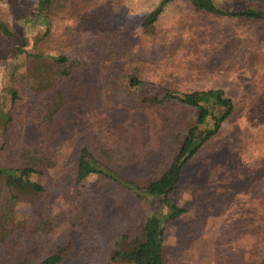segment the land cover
<instances>
[{
  "label": "trees",
  "instance_id": "trees-1",
  "mask_svg": "<svg viewBox=\"0 0 264 264\" xmlns=\"http://www.w3.org/2000/svg\"><path fill=\"white\" fill-rule=\"evenodd\" d=\"M119 1L38 0L32 18H44L46 27L32 41L0 13V39L21 40V60L13 64L9 95L0 106V177L5 179L0 188V264H65L75 252L79 264H172L167 230L188 212L172 194L187 164L222 133L238 105L222 87L192 89L153 81L150 59L133 50L138 38L107 25ZM175 1L163 0L142 27L155 25ZM246 1L255 7L231 10L217 0H189L187 6L196 14L229 19L262 38L264 0ZM86 24L95 26L83 34ZM91 60L116 67L111 81L118 100L134 102L132 108L117 105L112 141L99 134L87 143L64 131L67 104L83 88L79 75ZM260 83L264 96V73ZM155 108L165 114H150ZM74 143H80L79 150L69 162ZM68 175L76 186L97 177L93 206L82 205L78 188L64 181ZM55 178L61 200L48 191ZM249 191L250 215L262 222L256 236L264 239V182H250L245 196ZM123 199L153 208L138 222L128 219V207H121L112 220L117 217L113 243L84 250L82 242L96 239L111 201L119 208ZM19 202L27 208L17 209ZM259 254L264 257L263 247ZM260 259L250 250L223 256L220 264H262Z\"/></svg>",
  "mask_w": 264,
  "mask_h": 264
},
{
  "label": "rangeland",
  "instance_id": "rangeland-1",
  "mask_svg": "<svg viewBox=\"0 0 264 264\" xmlns=\"http://www.w3.org/2000/svg\"><path fill=\"white\" fill-rule=\"evenodd\" d=\"M162 1L120 0L107 25L138 38L133 50L150 59L153 81L170 80V83L192 89L222 87L235 97L238 105L236 116L222 133L187 164L183 181L172 194L188 212L171 223L167 230L169 260L172 264H220L223 256L247 255L250 250L260 259L264 239L256 235L262 222L250 215L252 190L246 196L244 191L250 182H264V96L260 83L261 73H264V37L257 38L229 19L196 14L188 8L189 0H177L166 6L155 25L142 27ZM217 2L231 10L255 7V3L246 0ZM37 3L38 0H0L2 16L20 36L30 41L46 27L44 18H32ZM94 26L86 24L83 34L91 32ZM19 44L20 39H0V106L9 95L13 64L21 60ZM30 47L31 44L27 46ZM115 68L91 60L81 70L79 76L84 85L67 104L66 133L81 137L87 143H92L93 135L99 134L112 141L118 123L117 105L134 106L133 101L122 103L118 100L111 81ZM163 111L155 108L149 112L157 117L164 115ZM79 146L80 143H74V151L68 155L69 162L77 156L75 150H79ZM96 178L91 176L77 186L71 175L64 181L78 188L83 206L91 207L94 205L91 188ZM55 180L49 182L48 191L61 200L62 188ZM4 183L5 179L0 177V188ZM121 202L118 208L111 201L104 219L100 220L96 239L82 242L84 250L105 249L113 243L117 217L112 220L121 207H128V219L138 222L153 208L136 199L132 205L124 199ZM15 205L20 211L27 208L24 202ZM256 244L261 245L254 247ZM76 254L65 264L81 263L75 259ZM260 260L264 264V257Z\"/></svg>",
  "mask_w": 264,
  "mask_h": 264
}]
</instances>
